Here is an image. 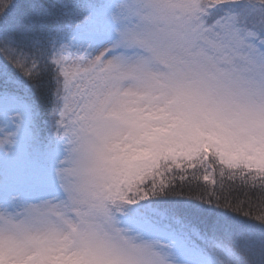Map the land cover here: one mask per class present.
<instances>
[{
    "label": "snow or ice",
    "instance_id": "1",
    "mask_svg": "<svg viewBox=\"0 0 264 264\" xmlns=\"http://www.w3.org/2000/svg\"><path fill=\"white\" fill-rule=\"evenodd\" d=\"M0 264H264V0H0Z\"/></svg>",
    "mask_w": 264,
    "mask_h": 264
},
{
    "label": "trees",
    "instance_id": "2",
    "mask_svg": "<svg viewBox=\"0 0 264 264\" xmlns=\"http://www.w3.org/2000/svg\"><path fill=\"white\" fill-rule=\"evenodd\" d=\"M201 183H204L203 180H201ZM209 186H211V185H209Z\"/></svg>",
    "mask_w": 264,
    "mask_h": 264
}]
</instances>
